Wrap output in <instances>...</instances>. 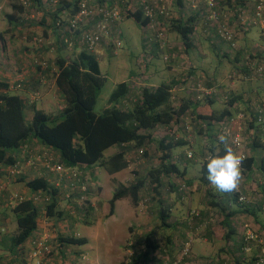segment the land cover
<instances>
[{"label":"trees","instance_id":"16d2710c","mask_svg":"<svg viewBox=\"0 0 264 264\" xmlns=\"http://www.w3.org/2000/svg\"><path fill=\"white\" fill-rule=\"evenodd\" d=\"M11 1L13 2V4H11L13 10H16L17 12H22L23 8L27 7V2H29V0ZM80 1L81 0H75L67 3L68 7L71 8V17L79 11ZM96 1L94 2L95 4H101L100 0ZM165 1L167 3V0ZM30 2H32V4H37L38 0H30ZM123 2L124 0H118L119 8H121V16L122 13H124L127 18H132L138 25H140V28L145 27L149 22V18L144 15L140 1L127 0L125 4ZM255 3L256 0H217V3L213 8L217 13V22L219 20L220 22H218L219 25H217V27H212L213 36H208L206 39L209 38V41L216 39L219 44L218 46L210 44L204 49L207 48L216 56L227 59L229 58V55L226 52H223V54L221 53L222 56H220L221 48H219V46L226 44L232 51L236 50V55L233 59L235 62L234 71L230 74L233 84L234 81H237L238 79H241L242 82H250L252 80L264 81V79H248L247 77L250 73L248 66L244 63L245 61L239 62L244 54L243 56H245V58H248L257 64L260 62L264 64V49L256 45H254L253 49L247 48L245 45L243 47L237 46L236 42L239 41L237 38L238 36L229 28V25L235 22L236 26L243 31V35H247L250 34L252 28L256 26L258 27L260 37L264 39L258 22L254 18ZM135 4H137V6ZM204 4L207 12L205 22L211 24L210 20L207 19L209 11L205 1ZM62 9L63 7L58 8L57 12L54 13L55 22L60 19H57V14L58 11L60 12ZM228 12L231 13V18H228L230 19L229 21L224 18L226 20L224 23L221 21L222 16L224 13L226 15L229 14ZM245 12L248 13L245 14ZM244 18L246 19L244 20ZM7 19L8 22H11V20H13L12 15H8ZM61 20L64 21L62 18ZM159 21L162 24L163 32H166V28L169 27V32L178 36L187 55H189L191 48H196L191 40L192 33L194 32V16L183 20L181 18H170L167 15L165 17H159ZM117 27L119 29V26ZM220 27L227 28L231 31L230 40H226L220 36L218 33ZM66 37L71 38L67 31L64 32L63 35L55 38L56 42L54 43L57 48L65 45L63 39ZM120 39H122L121 35ZM245 43L247 42H244V44ZM72 45V48H79V44L76 40H73ZM166 45V43L165 45L160 44L157 38L150 37V35L145 34L144 32L143 46L148 48L150 53H153L156 49L154 52L156 56L163 54L167 59L169 58L170 61L166 60V63L167 66L170 67L172 65L171 60L176 54L173 55L171 50H168L170 48H168V46L166 47ZM4 47V36L0 33V50L4 49ZM81 49L82 50H80L72 59H65L59 56L55 60V88L58 94L63 98V103L65 105L60 113L56 115L46 114L44 111L38 110L33 106L31 108L33 110L31 121L29 124H26L24 118L26 102L23 98L17 94L0 91V165L10 168L16 166V160L13 153L26 141L36 140L40 145L53 150L57 154V162L62 165L65 170H79L86 172L84 169L78 167H99L108 175H114L128 167L129 161L127 159V154L131 152L133 148L140 151L148 147L149 143L153 141V132L162 127L167 130L168 134L158 142L159 153H161L159 165L148 172L146 179L138 178L128 185L120 184L109 200L108 213L109 216L113 215L115 202L126 197H130L133 204L138 205L142 201L140 195L141 191L147 184H150L152 186V198L156 197L158 200L156 202L159 205L156 216L158 217L161 226L167 228L171 227L168 220L171 218L172 206L164 207L162 202H159V200H161L158 199V196H160L159 189L163 185V177L175 176L183 178L186 176L188 168L179 167L178 160H180V158H178V156H173V150L182 148L187 145L188 142L183 138L175 139L173 137L174 135L169 133L168 130L174 127L175 123H177L186 113L189 115L191 114V118L196 120L193 121L198 123V128L201 127L199 128L197 135L205 137L203 148H206L205 153L207 154H202L203 157L201 159L203 168L201 176L199 177V181L202 185H199L202 187L206 186L207 194H209L212 185L206 179V157L217 147L220 148V154L223 155V145H219L217 141L219 130L216 124L226 118L235 116L238 112H244L249 116L251 115L252 109L250 108L253 102L259 105H264V103L259 101L256 97L254 98L252 96L246 99L243 98L244 95H242V93L231 94L233 93L231 92L230 94H227L229 96L223 101L225 107L221 111L216 112L213 110L209 115H201L195 111L201 101L200 99H197L199 94L196 92H190L189 94L192 96V101L188 100L189 98H185V101H181L179 107L174 108L171 104V98L175 84L160 83L155 87L147 85L135 87V85L133 86L130 82H122L116 85L110 96V107L105 109L102 113H95L94 106L96 104L98 93L103 86L104 77L100 74L96 53L88 51L84 46ZM59 50L63 49L60 48ZM151 56L152 55L150 54L148 57ZM147 78L148 77H146V79ZM216 84L219 83L213 82L211 84L212 86L207 88H212L213 85L215 86ZM181 87L182 86H180V88ZM193 87H195V85H193ZM181 92H183V94L185 93L183 87ZM217 98L218 96H216V99ZM34 102L35 99H32L29 103L34 104ZM199 122L205 123L206 128H203ZM253 123L254 121L249 123L248 129L254 126ZM112 147H117L119 150L109 156L104 155V153ZM257 149H264V139L261 138L259 134L255 135L250 144V150L255 152ZM142 156L146 157V152L143 151ZM256 162H259L260 168L264 169V155H253L243 162V167L245 169L244 174L252 171ZM29 165L32 166L33 162ZM11 171H8L7 174L9 173L8 175H10L12 179H15V181L23 183L29 194H17L7 197L6 210L9 215L11 214V216H13L15 230L13 231V235L5 237V229L0 227V236L4 237L0 242V250L2 252H8L9 254H15L14 261H19V258L22 256L21 254H25L24 262L27 264V256L32 247V241L37 240L42 236L50 237L48 235L33 236L37 229L38 220H40L42 216H46L47 219H54L55 222L63 221L65 217H70V215L75 214V212L73 213L74 210L63 209V203L66 201H75V198L79 205V207H77L79 208L78 212L80 214L83 213L85 217L92 209V205L85 206L84 203L79 204L78 201L81 196L79 187H68V181L65 176L60 177L57 175L58 178L56 180L52 179V182L43 175L26 181L25 179L27 177L21 176L22 174L19 169H16L13 172ZM23 185L21 186L23 187ZM167 185L169 186L170 191H175L178 194V199H180V201H182L184 195H187V200L190 201V197L194 191H200L198 186L191 191L193 178L188 179L186 183H184V187L188 189L185 192L181 190L180 183L178 182L176 184L174 180H168ZM86 193L88 194L89 191L87 190ZM226 194L228 195L225 200L223 198L221 199L222 196L215 199V195L212 193L209 194L211 197L209 205L211 204L213 207H217L219 211H221L220 213H223L222 215H224V217L222 225L227 229L229 227L228 221L232 213H226V211L232 205L237 204V196L233 192ZM228 196L230 197L228 198ZM242 209L243 211H249V209L245 207H242ZM190 210L196 209H192L191 207L188 208L184 225L189 229L193 227L192 229H195L196 232L197 227H195V223L209 222L210 215L203 216L201 211L198 210V217H189L188 213ZM84 224L88 223L85 221ZM131 230L133 229L130 228V232ZM154 233L155 230L152 229L144 234L143 245H140V250H135L136 252H134L131 258H129V262L125 264H147L150 260H153L154 257L152 254L160 250V244L159 242H156ZM166 239H170V237L167 236ZM166 239L165 243L167 241ZM27 240H29V243L27 246H24ZM188 240H191V238L186 241ZM57 242L58 244L56 247L60 250L64 245H84L86 239L75 235L59 236L57 237ZM47 245L49 247V253L46 257L49 261L47 260L46 264H53L51 262V256L54 250L49 244ZM1 258L4 257H0V264ZM187 260L189 259L185 258L181 264H184ZM222 262H219L218 264Z\"/></svg>","mask_w":264,"mask_h":264},{"label":"crops","instance_id":"0c3cea01","mask_svg":"<svg viewBox=\"0 0 264 264\" xmlns=\"http://www.w3.org/2000/svg\"><path fill=\"white\" fill-rule=\"evenodd\" d=\"M71 1L75 0H38V3L33 4L31 8L25 7L22 12H17L12 8L11 4H13V2L11 0H0V33L3 34L5 41L4 49L0 50V91L17 95H19V92L22 93L23 96H19L26 102L25 111L28 115L31 113L30 118H32L33 110L31 108L33 106L36 109L42 110L46 114L51 115L60 113L65 107L63 98L58 94L55 88V60L59 56L65 59H72L80 50H82L81 48L83 46L78 45L79 48H74L75 51H72L73 56H70L66 50L56 49L54 42H56L55 38L60 36V33L55 28L54 13L57 12L58 8L63 7L60 12L58 11L57 19L71 18V8L67 5V3ZM92 1L95 2L96 0ZM126 1L127 0H124L123 3L125 4ZM100 2L101 4L105 3L110 6L115 3L117 4L118 0H100ZM167 4L169 5L170 10L173 11L172 13L175 14V18L186 20L188 17H195L194 32L192 33L191 40L196 48H191L190 50H192L194 54L199 50L200 52L195 55L197 57H202L206 46L203 45L201 36L206 31V27L209 26V23L205 22L207 12L205 10L204 0H167ZM135 5L137 6V4ZM194 6L195 8H193ZM119 10L121 11V9ZM8 15H12L13 17L11 22H8ZM127 19L129 18L122 13V20L119 23V31L122 39H129L133 33L130 25L126 24ZM138 27L141 33L140 41L143 44L144 28L141 27V29L140 25H138ZM211 32L212 29H210V33ZM169 35L170 37L174 36V39L176 40L178 38V36L172 32H169ZM35 38L41 39V42L37 43ZM194 39H196L197 42H195ZM207 39H205L206 42L209 41V38ZM243 42H251L250 34L243 35ZM105 45L106 44L101 43L97 49L99 51H105L108 49ZM260 47L264 49V46ZM180 48L181 47L179 46L178 51ZM172 49H175V47ZM71 50H73V48ZM178 51L171 50V53L175 55ZM182 51L185 56H183L180 63H185L184 66L180 67L179 70H176L173 65L170 67L167 66V71L165 72H168V76L166 77L169 78L166 79V82H161L175 84L173 88H176L177 86L179 92L182 90V87L180 88V86H189L188 80H190L192 74H197L198 70H201L199 68L200 64L198 67L194 68L190 63L189 55H187L184 49ZM141 56V51L140 53L138 50L134 52V58L136 61L138 60V57ZM185 65L187 66L186 68ZM185 71H187V75L185 74ZM165 72L163 74H165ZM149 73V75L144 76L150 78L151 81L150 76H155L157 73H160V71L158 70ZM162 79L164 80L163 76H161V80ZM211 80L214 81L213 78H211ZM158 85H153V87ZM189 94L190 93L187 94L186 98H189L188 100L192 101V96ZM34 97V104L29 103ZM181 101H185V98L181 99ZM37 103H39L38 108L36 107ZM209 109H212L213 111V108L210 107V105L209 107H205L199 103L195 111L201 115H209ZM183 117L186 118L187 113ZM190 117H192L191 114ZM155 133L156 131L154 134ZM115 148L112 147L108 149L107 151L109 152L107 156L115 153L116 150L110 152L111 149ZM13 155L16 160V166L10 168L0 165V227L5 229V237L13 235V231L15 230L13 216H11V214L9 215L6 210L7 197L17 194H29L23 183H19L15 181V179H12L7 172H10L11 170V172H13L16 169H19L22 174L21 176L27 177L25 179L26 181L42 175L46 176L51 182L52 179L56 180L58 178L57 174L47 167L48 160H51L50 164L52 165L59 164L57 162V154L53 150L40 145L36 140L26 141L13 153ZM253 155L258 156L256 151L254 152L253 150H250L249 157ZM31 162H33L32 166L29 165ZM78 168L84 169L97 185L96 189H93L88 193L92 201V198L96 196L93 191H101L102 194L106 195L101 201L100 210L103 213V210L107 208L109 200L115 191V186L117 187L122 184V181L116 178L118 173L108 175L99 167L88 168L83 166ZM253 168L252 171L246 172L242 176V191L244 195L253 198L254 201L251 204L237 203L232 205L226 211V213H232L228 221L229 227L227 229L222 225L224 217V215H222L223 213L221 214V211H219L217 207H213L211 204L209 205L211 200L209 194L212 193L215 195V199L222 196L221 199L223 198L224 200L227 199L228 194L218 191L214 186H211L210 192L207 194L206 186L202 187L199 184L193 185L196 187L198 186L200 191H196V194L199 193L198 195H195V193L191 195L189 202L191 207H195L194 209L201 211L203 216L211 215L216 218H214V221L212 222H196V232L195 229H192L193 227L189 229L183 223H181V226L173 227L174 230L169 234L170 239H166L168 242L166 241L164 245L166 252H160L164 253L163 255L167 253L168 255L166 257L169 259H175L184 242L191 238V258L184 264H218L222 261H226L229 264H254L256 258L260 255L263 246L260 244H253L249 251H243L241 244V238L246 229L255 231L259 238L264 242V169L260 168L259 162H256V165ZM261 183H263V185H260ZM21 185H23V187ZM104 187L107 190H104ZM106 191L109 192V194ZM229 197L230 196H228V198ZM121 200L115 202L114 213L109 218L110 220L107 222H100L99 225L80 223L83 218L72 215L71 219H69L70 223L68 224L70 229H68L67 225V230L63 232L66 236L75 235L77 237L85 238L86 243L81 246L64 245L62 246V249H56L52 252V261L55 259V261L58 262L57 264H121L123 260V238L121 235L114 232L111 227V223L117 219L115 216V210ZM242 207L248 208L249 211H243ZM75 209L76 212H78L77 207L74 208V210ZM107 209L109 211V208ZM50 224L51 223H46L42 219L38 220L37 229L33 236L48 235L50 237H58V227L61 228L64 226H59L56 222H53L52 226H50ZM51 232L54 235H52ZM3 238V236H0V242ZM28 241L29 240L26 241L24 246L28 245ZM0 254V257H4L1 258V264H7L6 260L14 262L15 254H9L8 252H2L1 250ZM7 255H10L8 259L6 258ZM159 263H161L160 260L157 264Z\"/></svg>","mask_w":264,"mask_h":264},{"label":"rangeland","instance_id":"374dc122","mask_svg":"<svg viewBox=\"0 0 264 264\" xmlns=\"http://www.w3.org/2000/svg\"><path fill=\"white\" fill-rule=\"evenodd\" d=\"M25 1V0H23ZM59 1V0H58ZM22 2V1H21ZM195 5V4H194ZM33 6L32 2H27V8H31ZM166 10L168 12V16L170 18H175V14H173L169 8V5L166 3ZM119 8V7H118ZM195 8V6L193 7ZM121 9V8H119ZM248 12H245L247 14ZM227 17V18H226ZM231 18V13L229 14H223L221 21L226 22L225 19ZM246 18H244L245 20ZM230 19H228L229 21ZM126 24L130 25V28L132 29V36L129 39H121V45L119 48H109L105 51H99L96 49V56L98 57V64H99V70L102 77H104L103 86L100 89L96 104L94 106V112L95 113H102L105 109L110 107V96L112 95L115 87L117 84L122 82H130L134 86V80L140 79L143 85L147 86H153L158 85L161 82H166V79H168V72L167 71V61H170L169 58L163 54H160L159 56H156L153 51V53H150L148 48H145L143 44L140 41V29L136 22L129 18L126 20ZM220 22V20L218 21ZM218 22H212L209 24L208 27H206V31L201 36L203 40V45L208 47L210 44L217 45L218 41L216 39H212V41L206 42V37H212L213 32L210 33V29L212 27H217ZM230 30L234 31L237 34V38L239 39L238 42H236L237 46H247V48H254V45L256 46H264V39L260 37L258 27L254 26L250 32L251 36V42L253 43H245L243 42V31L239 29V27L236 26V23L233 22V24L229 25ZM166 32H163L165 35V41H166V47L168 46L169 51L170 50H176L177 47H181L178 51V53L172 58L171 63L174 66L176 70H179L180 67L184 66L185 63H180L182 61L184 53L181 40L179 38L174 39L173 37H170L169 35V27L166 28ZM205 35V36H204ZM204 36V37H203ZM195 42L196 39H194ZM173 43V44H172ZM175 43V44H174ZM142 44V46H141ZM56 46V44H55ZM165 47V48H166ZM175 47V49H172ZM62 48L63 50H66L67 53H69L70 56H73V52L75 49H72V46L68 48V46H59L56 47L57 50ZM220 56L221 53L227 51V54L229 55V58H221L216 56L211 50L204 49V55L202 57H197L196 55L200 52L199 50L197 53H193L192 50L189 52V60L190 63L193 65L194 68L200 66L199 68L201 70H198V73L192 74L189 80V86L185 85L182 86L185 89V93L179 92L178 87L174 88V91H172V98H171V104L174 108L179 107V104L181 103V99L186 98L187 94L190 92H195L191 90L193 88V85H195L198 82H201L205 88L211 87L212 83L215 81V86H218L219 90L217 91L219 94H235V93H242L244 95L243 98L248 99L249 97H256L259 101L264 103V81L263 80H252L250 82H242V80L238 79L237 81H234V84L230 82L229 76L234 71V57L236 55V50L232 51L230 47L225 45H220ZM138 50L139 53L141 51L142 56L138 57V60L134 58V52ZM249 50V49H248ZM78 51V50H77ZM152 55L151 57H148V55ZM248 54V53H247ZM244 55V54H243ZM242 55V61L240 59L239 62H243L245 60V56ZM246 55V54H245ZM196 56V57H195ZM237 65V64H236ZM187 66L185 65V68ZM160 71V73H157L155 76H150V78H146L144 75H149V72H155ZM165 72V74H163ZM144 73V74H143ZM183 73V72H182ZM181 73V74H182ZM180 74V75H181ZM185 74L187 75V71H185ZM172 75V74H171ZM161 76H163L164 80H161ZM211 78L214 79V81L211 80ZM214 86V85H213ZM138 87V86H137ZM209 89V88H208ZM187 91V92H186ZM197 93V92H196ZM19 95L23 96L22 93H18ZM215 95L212 96H202L200 104L204 105L205 107H212L213 110L216 112L221 111L224 107V100L225 98L222 96H219L216 99ZM226 96V95H225ZM229 96V95H227ZM231 96V95H230ZM210 100V101H209ZM213 101V102H212ZM212 102V103H210ZM36 107H39V103L36 104ZM237 107V106H235ZM208 112H212V109H209ZM31 113L28 115V113L24 110V118L26 124H29L31 121L30 118ZM190 117L189 114H187V117L180 118V120L175 123L174 127L171 128L172 135L175 139L183 138L187 143V145L183 146L182 148H177L173 151V156H178L180 160H178L179 167H187L188 172L186 173V176L183 178L175 177V176H169V177H163V185L159 189L160 196H158L159 202H162L164 207H171L172 206V212H171V218L168 220L169 225L172 227H163L160 224V221L158 217L156 216V213L158 212L159 205L156 201H158L155 198H152L151 188L152 186L150 184H147L145 188L141 191V202L138 205H134L130 197L123 198L117 205L115 210V216L117 219L111 223V227L118 235H121L124 242L123 247V260L121 264H125L129 262V258H131L132 254L136 251L140 250V245H143V236L147 231L155 230L154 237L156 242H159L160 244V250L156 253H153L152 256L154 257L153 260H150L147 264H157L160 260L161 263L163 261L162 257H166L168 254L166 253L163 255L165 251V239L169 234L174 230L173 227L181 226V223L184 224V220L187 217V211L188 208L191 207L189 204V200H187L188 196L184 195V198L182 201L178 199V194L175 191H170L169 186L167 185L168 180H174L177 184L180 183V186L186 183V181L190 178H193V185L201 184L199 181V177L201 176L202 171V154L205 153V149L203 148V141L205 137L201 135H197L198 133V123H194ZM185 125L188 126V129H185ZM200 126V125H199ZM154 133V132H153ZM167 130L164 128H158L156 130V133L153 135V141L149 143V146L145 149H142L144 152H146L147 156L143 157L142 154L139 153L138 149L133 148L131 152L127 154V159L129 161L128 167L119 172L116 176L118 180L122 181V184L128 185L131 182L135 181L138 178H147L148 172L159 165L161 153L159 154V147L158 142L166 135ZM115 148V147H114ZM116 152L119 150L117 147L115 149ZM178 150V151H177ZM109 151H106L104 155H107ZM191 153L192 157L190 159H186V154ZM256 153L258 155L263 154L264 155V149H257ZM148 183V181H147ZM202 185V184H201ZM263 185V184H262ZM118 187V186H117ZM115 186V189L117 188ZM196 186H193L191 191L195 189ZM87 190L90 191L97 188V185L93 180L90 178V180L87 182ZM114 188V187H113ZM114 189V190H115ZM104 190L105 189L104 187ZM184 192L188 189L183 187L182 189ZM96 196L91 200L89 195L86 193L87 198V204L92 205V209L90 212L87 213V216L85 217L84 214H80L79 212H76V209L74 210V207H79L77 204V199L75 198V201H66L63 203L62 208L65 210L71 209L74 210L75 214L74 216H80L83 218L80 223H84L85 221L88 224H94L99 225L100 222H107L110 220L109 218V211L107 208H109V203L107 205V208L103 210V213L101 212V201L104 199L105 194H102L101 191H93ZM107 192V191H106ZM109 194V192H107ZM195 195L196 192L194 191ZM201 197V195H200ZM79 204L80 201H78ZM93 202V203H92ZM104 202V201H103ZM105 203V202H104ZM73 204V205H72ZM106 206V205H105ZM194 209L193 207H191ZM79 210V208H77ZM78 214V215H77ZM70 217H65L63 221L56 222L59 226H64L59 228V236H66L63 231L67 230V225L70 223L69 219ZM46 223H51L50 226H52L53 222H55L54 219H47L46 216H42L41 218ZM219 219V218H218ZM220 220V219H219ZM130 228L131 230L130 232ZM68 229H70V226L68 225ZM133 232V233H132ZM52 233V232H51ZM55 233V232H54ZM52 235H54L52 233ZM120 236V237H121ZM48 244L50 247L55 251L57 249L56 245L57 242V236L56 237H49L48 238ZM136 250V251H135ZM164 251V253L161 252ZM181 249L178 251L177 256L180 255ZM176 254V253H175ZM23 258H19V261L16 260L14 262L7 261V264H25L24 262V255L21 254ZM10 255H7V259ZM65 256V254H64ZM158 256V259H157ZM177 256L175 257L176 260ZM56 258V257H55ZM57 260V259H56ZM173 261L171 258L169 259ZM51 262L53 264H57L58 262L55 261V259ZM160 264V263H159Z\"/></svg>","mask_w":264,"mask_h":264},{"label":"built area","instance_id":"2783aa9c","mask_svg":"<svg viewBox=\"0 0 264 264\" xmlns=\"http://www.w3.org/2000/svg\"><path fill=\"white\" fill-rule=\"evenodd\" d=\"M142 5L144 15L149 18L148 24L143 27L145 34L150 35V37H155L158 39L160 44L165 45V35L163 33L162 24L159 21V17H165L168 15L166 10V1L165 0H139ZM209 11V16L207 19L210 22H216L218 17L216 11L213 9L217 3V0H204ZM254 15L255 19L258 22V25L261 30V34L264 37V0H256L254 5ZM121 14L118 8V3L113 5L100 4L97 5L92 0H81L79 3V11L72 16L70 19H58L55 22V28L63 35L64 32H69L71 38H64V46L71 47L73 46V40H76L79 45L84 46L88 51L92 53L96 52L97 47L104 43L105 46L109 48H119L121 45L120 31L117 26L121 21ZM218 33L221 37L226 40L231 39V31L227 28L220 27ZM148 37V36H146ZM36 39V40H35ZM34 40L37 43L41 42V39L35 38ZM149 41V40H148ZM245 64L250 70L248 74V79H264V64L260 62L259 64L245 58ZM44 65V64H43ZM250 65V66H249ZM146 79V78H143ZM230 82L233 84L231 76H229ZM135 87L145 86L140 79L134 80ZM199 95L197 99H201L202 96H212L215 95L222 96L227 99V94H219L218 86H213L212 88H205L201 82L195 84V87L191 88ZM192 90V91H193ZM226 95V96H225ZM32 99H35L32 98ZM224 100V101H225ZM251 115L247 116L244 112H238L235 116L226 118L221 122L213 123L216 124L219 130V134H227V142L232 147L234 151L239 154H242L245 159L249 158L250 153V144L251 140L255 137L256 134H259L261 138L264 139V105H259L256 103L251 104ZM254 121V126L249 127V123ZM247 122V123H246ZM203 128H206L205 123L199 122ZM185 129H188V126L185 125ZM172 134L171 130H168ZM140 154L143 153L142 150L139 151ZM191 153L186 154V158L190 159L192 157ZM243 161V162H244ZM51 160H48L47 167L51 171L55 172L60 177L66 178L68 181V187H79L81 196L79 201L81 204L87 206V182L90 180L89 174L87 172H82L79 170H65L64 167L60 164H50ZM32 163V162H31ZM245 169L242 164V176L244 175ZM261 183L260 185H262ZM243 181L241 180L238 189L233 192L237 196L238 204H251L254 199L249 198L243 194L242 191ZM181 185V190L183 189ZM189 217H198V210H190L188 213ZM214 216L210 215L209 222L214 221ZM242 250L249 251L253 244H260L262 247L260 255L256 258L254 264H263L264 258V242L259 238L258 234L251 230L246 229L241 238ZM48 237L42 236L37 240H33L31 243V249L27 256V264H46L48 258L46 255L49 253L48 247ZM190 245L191 240L186 241L181 247L180 255L176 260H169L168 257H162L163 261L161 264H181L185 258L190 259ZM49 261V260H48ZM220 264H229L226 261H223Z\"/></svg>","mask_w":264,"mask_h":264},{"label":"clouds","instance_id":"9594fccd","mask_svg":"<svg viewBox=\"0 0 264 264\" xmlns=\"http://www.w3.org/2000/svg\"><path fill=\"white\" fill-rule=\"evenodd\" d=\"M217 141L219 145H223V155L220 154L219 147L207 155L206 179L218 191L232 193L238 189L242 180V164L245 157L228 144L226 133L219 134Z\"/></svg>","mask_w":264,"mask_h":264}]
</instances>
